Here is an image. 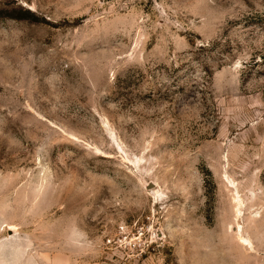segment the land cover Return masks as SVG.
<instances>
[{
    "label": "rangeland",
    "instance_id": "rangeland-1",
    "mask_svg": "<svg viewBox=\"0 0 264 264\" xmlns=\"http://www.w3.org/2000/svg\"><path fill=\"white\" fill-rule=\"evenodd\" d=\"M0 264H264V0H0Z\"/></svg>",
    "mask_w": 264,
    "mask_h": 264
},
{
    "label": "water",
    "instance_id": "water-1",
    "mask_svg": "<svg viewBox=\"0 0 264 264\" xmlns=\"http://www.w3.org/2000/svg\"><path fill=\"white\" fill-rule=\"evenodd\" d=\"M152 182H149L148 184H146V187L149 188L151 186Z\"/></svg>",
    "mask_w": 264,
    "mask_h": 264
}]
</instances>
